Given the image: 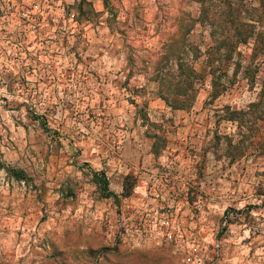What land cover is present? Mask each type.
Returning a JSON list of instances; mask_svg holds the SVG:
<instances>
[{
    "label": "rangeland",
    "instance_id": "rangeland-1",
    "mask_svg": "<svg viewBox=\"0 0 264 264\" xmlns=\"http://www.w3.org/2000/svg\"><path fill=\"white\" fill-rule=\"evenodd\" d=\"M107 1L0 0V264H264V190H221L231 161L264 175V53L238 46L232 82L174 108L150 62L197 1Z\"/></svg>",
    "mask_w": 264,
    "mask_h": 264
},
{
    "label": "trees",
    "instance_id": "trees-1",
    "mask_svg": "<svg viewBox=\"0 0 264 264\" xmlns=\"http://www.w3.org/2000/svg\"><path fill=\"white\" fill-rule=\"evenodd\" d=\"M198 11L195 16H186V22L177 34L173 31L161 42V49L156 54L157 59L150 62V73H153L152 80L155 83L154 89L159 97L167 105L174 108L188 106L194 99L200 84H203L205 77L209 78V97L216 96L227 83L234 79L235 68L238 67V60L234 58L238 52V46L252 43L253 53H264V26L261 18L264 12V0H257L256 6H248L243 0H196ZM106 9L112 13L111 6L107 0H103ZM179 22L177 28L183 21L182 15L174 16ZM195 23L207 29L210 43L203 49L199 45L189 43L185 36ZM202 57L198 67L194 60ZM232 62L233 71L231 75L226 72V66ZM252 70L249 74V83L254 81ZM258 93L264 97V76L260 80ZM263 91V92H262ZM251 105H256L251 103ZM228 117L240 115L244 110L234 109L225 105ZM41 106L32 108L35 118L39 119ZM42 109V108H41ZM260 114L256 115V117ZM255 117V118H256ZM46 120L43 118L41 124L46 127ZM260 126V124H258ZM264 127V126H263ZM264 132V128H262ZM264 145V144H263ZM264 147V146H263ZM263 149V148H262ZM16 178H23L21 170H12ZM95 180L101 189L106 188L104 176L93 172ZM107 195H114L112 190H106Z\"/></svg>",
    "mask_w": 264,
    "mask_h": 264
},
{
    "label": "crops",
    "instance_id": "crops-1",
    "mask_svg": "<svg viewBox=\"0 0 264 264\" xmlns=\"http://www.w3.org/2000/svg\"><path fill=\"white\" fill-rule=\"evenodd\" d=\"M231 165H233L232 167L233 168H236V164H237V170L238 172L235 173V177H234V185H233V188H230L228 186H230L227 181L229 179H226V173L223 177H221V180L223 181V184L224 185H227V186H224L223 188H221V190L223 191L224 195H227V194H234L233 196L236 197V194L242 190L244 188L245 191H247L248 194V197L250 196H253V197H257L259 194H261L262 192H255L254 194L252 193V191L250 192L251 188L253 186H257L258 187V182L261 186L260 189H263L264 190V175H261L260 176V181H259V178L258 176H256L255 174H253V172L249 171L247 172V174L245 175L244 171H242V169L239 167V163L238 161H231L230 162ZM235 165V166H234ZM227 180V181H226ZM227 188H229L230 190H228ZM230 191V192H228ZM241 193V191L237 194V196L239 198H234V200H231L233 201L235 204L236 203H239L241 201V198L239 196V194ZM264 193V192H263ZM233 199V198H232ZM237 225H240V223H238Z\"/></svg>",
    "mask_w": 264,
    "mask_h": 264
},
{
    "label": "built area",
    "instance_id": "built-area-1",
    "mask_svg": "<svg viewBox=\"0 0 264 264\" xmlns=\"http://www.w3.org/2000/svg\"><path fill=\"white\" fill-rule=\"evenodd\" d=\"M263 200H264V196H263ZM189 259V257H187Z\"/></svg>",
    "mask_w": 264,
    "mask_h": 264
}]
</instances>
